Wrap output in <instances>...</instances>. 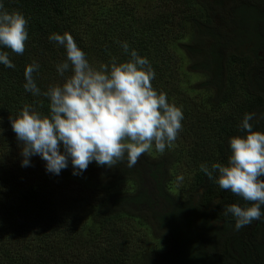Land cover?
Masks as SVG:
<instances>
[{"label":"trees","instance_id":"1","mask_svg":"<svg viewBox=\"0 0 264 264\" xmlns=\"http://www.w3.org/2000/svg\"><path fill=\"white\" fill-rule=\"evenodd\" d=\"M4 2L28 19L29 38L22 55L6 49L15 68L0 65V264H264V216L236 230L223 206L252 202L200 169L227 164L245 113L264 133V0ZM65 32L96 67L129 59L121 42L148 58L153 88L184 114L171 147L83 175L48 173L38 156L21 166L10 118L25 105L49 112L25 91V68L40 65L42 92L62 84L66 50L48 37Z\"/></svg>","mask_w":264,"mask_h":264},{"label":"clouds","instance_id":"2","mask_svg":"<svg viewBox=\"0 0 264 264\" xmlns=\"http://www.w3.org/2000/svg\"><path fill=\"white\" fill-rule=\"evenodd\" d=\"M28 24L22 12L7 10L0 0V65L15 68L7 50L24 53ZM48 38L66 50V59L56 66L65 80L42 92L33 78L40 65L33 61L25 68V91L46 97L49 112L45 115L25 105L17 118H10L23 144L22 167L31 166L32 157L38 156L48 173L58 176L71 165L73 175H83L93 162L111 168L126 157L131 168L153 146L158 152L171 147L182 129L184 114L168 101L166 93L153 88L156 73L147 57L121 42L129 59L117 62L112 58L96 67L70 33H52ZM67 72L71 74L65 76ZM256 115L245 113L240 128L247 134L230 138L226 165L216 162L211 170L206 163L200 165L209 179L217 174L221 189L252 202L250 206H223L225 215L235 218L236 230L264 216V133L253 131L250 123ZM183 179L177 176L178 182Z\"/></svg>","mask_w":264,"mask_h":264}]
</instances>
